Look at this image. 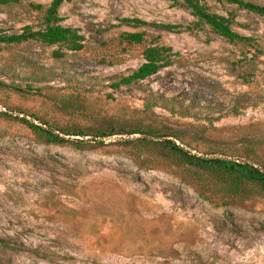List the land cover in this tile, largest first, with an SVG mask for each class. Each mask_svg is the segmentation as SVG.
<instances>
[{"label":"rangeland","instance_id":"obj_1","mask_svg":"<svg viewBox=\"0 0 264 264\" xmlns=\"http://www.w3.org/2000/svg\"><path fill=\"white\" fill-rule=\"evenodd\" d=\"M48 2L0 6V33L37 28L41 11L32 5ZM199 2L229 17L250 44L228 42L206 25L184 30L195 18L183 0H63L59 23L83 36L81 49L0 43V264H264L263 190L245 184L227 193L154 147L122 143L142 135L102 144L92 137L150 117L199 153L264 165V54L255 52L264 50V15ZM122 17L182 27L134 28ZM136 30L145 32L140 44L118 36ZM152 40L171 47V63L111 89ZM170 98L173 114L163 105ZM145 101L155 105L144 109ZM16 117L82 131L85 147L40 142Z\"/></svg>","mask_w":264,"mask_h":264},{"label":"trees","instance_id":"obj_2","mask_svg":"<svg viewBox=\"0 0 264 264\" xmlns=\"http://www.w3.org/2000/svg\"><path fill=\"white\" fill-rule=\"evenodd\" d=\"M63 0H49L47 5L42 8L40 4L32 5L33 8L41 11L40 21L37 28L30 25H24L20 32L9 34L0 33V43L17 44L22 41L32 40L43 46L57 45L63 46L70 51H77L82 48L83 36L77 33L75 28L62 26L59 21L61 18L57 15L59 5ZM226 3L235 4L239 8L247 11L264 15V5L254 3L250 0H217ZM264 1V0H263ZM18 0H0V6L17 3ZM184 5L189 8L190 14L195 18L190 24L183 27L184 30H191L202 25L208 28L217 36L222 37L232 43H249L252 39L248 36L240 35L231 28L229 17L209 11L199 0H183ZM119 23H124L131 27L151 26L165 31L178 32L181 29L179 24H165L147 22L136 17H122ZM145 32L143 30L123 31L119 33V38L127 44H140L145 41ZM255 52L264 54V50L255 46ZM58 56L61 53L56 52ZM174 53L170 46L150 41L142 50V62L133 70L125 75H120L109 84L111 89H116L120 85H130L137 81L154 74L159 68L171 63V56ZM1 86H5L0 81ZM29 89V85L25 86ZM110 97V96H109ZM154 100V98H152ZM173 99H163V105L169 104L168 111L173 114ZM143 108L155 105L154 102H143ZM0 115L5 116V112L0 110ZM8 116V115H7ZM17 118V117H16ZM23 122L35 135L36 139L43 143L61 144L68 143L74 147H85L83 137L87 134L79 130H67L52 126L47 122L34 124L24 118H17ZM36 119V118H35ZM93 138H98L97 143L102 144L103 138H109L112 135L133 134L142 135L133 139L122 140L127 145L130 143H140L154 147L173 157L178 163L193 168L197 174H204L214 178L222 184L227 193L239 191L245 184H253L264 191V165L260 162H248L222 152H209L213 156L199 153L195 146H190L183 135L177 132L175 128L165 122L158 121L156 118H138L130 124L117 125L109 124L106 128H99L94 132ZM76 136H78L76 138ZM203 196L201 192H198Z\"/></svg>","mask_w":264,"mask_h":264}]
</instances>
